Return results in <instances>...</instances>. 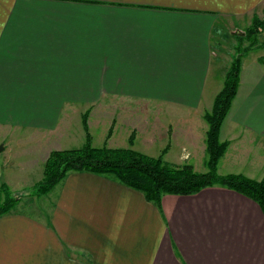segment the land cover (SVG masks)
<instances>
[{
  "label": "crops",
  "instance_id": "1",
  "mask_svg": "<svg viewBox=\"0 0 264 264\" xmlns=\"http://www.w3.org/2000/svg\"><path fill=\"white\" fill-rule=\"evenodd\" d=\"M254 15L264 19V0H0V154L14 151L12 135H24L18 144L36 146L16 156L33 158L27 175L39 183L51 152L75 149L61 144L73 115L98 99H132L155 103L144 111L159 112L160 128L137 132L132 143L130 135L129 148L151 149L162 137V153L177 147L186 161L201 162L205 114L226 75L213 31ZM247 59L221 129L230 164L253 153L264 163L255 151L264 147V64ZM130 112L138 113L122 114ZM125 119L109 124L108 148L123 145L116 142L122 128L131 134ZM7 170L0 165V176L11 179ZM51 192L49 224L0 216V264H264L262 210L232 190L165 195L158 207L115 180L71 173Z\"/></svg>",
  "mask_w": 264,
  "mask_h": 264
},
{
  "label": "trees",
  "instance_id": "2",
  "mask_svg": "<svg viewBox=\"0 0 264 264\" xmlns=\"http://www.w3.org/2000/svg\"><path fill=\"white\" fill-rule=\"evenodd\" d=\"M255 24L254 29L246 35L249 40L259 35L260 29L264 28V20ZM260 48L264 50V44ZM243 58L238 56L234 60L226 72L223 89L216 96L212 110L205 114L208 124L206 173H197L192 165H169L163 160L165 150L155 158L131 148L94 147L88 126L89 112H86L82 116L85 144L81 148L53 151L44 164L42 180L33 188V196L48 195L71 173H90L139 191L148 202L158 207H161L165 195L192 196L206 188L219 186L251 199L259 205L264 215V180H253L242 174L221 175L218 172L220 161L230 145L221 140V129L238 92ZM259 61L264 64V56ZM111 133L112 129L109 135ZM130 141L132 143L133 139L130 138ZM0 192L4 197V201L0 202V216H4L14 210L19 199L12 197L4 183L0 186Z\"/></svg>",
  "mask_w": 264,
  "mask_h": 264
},
{
  "label": "rangeland",
  "instance_id": "3",
  "mask_svg": "<svg viewBox=\"0 0 264 264\" xmlns=\"http://www.w3.org/2000/svg\"><path fill=\"white\" fill-rule=\"evenodd\" d=\"M262 20L259 16L254 15L252 18L249 17L244 22L235 24L234 27H229V23L227 21H222L220 25H216V29L213 31L212 37L214 38V57H218L217 59H221V70L219 69V72L226 73L230 66H232L235 59L240 56L248 57V62L254 61L255 58L261 59L264 56V50H262L260 47L264 44V28L261 30L259 35L257 37L248 39L247 34L249 30L254 29L256 26L255 22ZM238 30V31H237ZM240 32L244 33L243 35L236 36V34H232V32ZM252 36V35H251ZM244 58L242 59L243 63ZM226 76V75H225ZM225 76H221L220 78H224ZM223 82V80H222ZM223 86V85H222ZM220 88V87H219ZM223 89V88H222ZM264 101L261 102V106L264 107ZM103 105H105V109H103ZM152 105H155V103L151 104L146 101L142 100H132V99H98L94 105L89 106L88 110L86 111V108L83 109V114L86 112H89L88 114V121L90 120V132L93 136L92 145L96 148L103 147L105 145V138L108 133L109 124H112V120L117 122L116 124L120 125L119 123H123V119L126 118L124 121L130 128L131 134L125 131V128H122L119 130L117 134V143H120L123 145H112L116 148H129L128 144V138L131 135L130 138H134L136 136V133L139 132L140 134H149L150 130H153V128H156L159 130L160 125L156 122V119L158 117L157 115L148 113L147 111H144L146 107H150ZM121 111V112H119ZM123 111H137L138 113H132L130 112L126 117L122 114ZM152 112H156V109H151ZM209 111V110H208ZM81 112V111H80ZM118 112V113H115ZM115 113V114H114ZM82 114H77L72 116V125L73 128L69 131L68 136L65 137L62 141V146H64V149L69 148H81L85 144V133L82 127ZM152 117V119H151ZM112 118V119H111ZM116 119V120H114ZM110 122V123H109ZM115 124V123H113ZM153 127V128H152ZM150 128V129H149ZM111 129V128H110ZM22 131V130H20ZM114 131V128L112 127V132ZM166 130L158 131V134L164 135ZM27 136V135H26ZM123 136V137H122ZM24 135H20L19 133H15L10 137V141L12 142V146L10 147V150L13 149V152H2L0 154V165L8 168L9 170L12 169V166L18 165L23 166L16 172L7 170V174L11 175V179H6L7 175L5 177L0 176V186L4 183L6 184L10 194L12 197H15L19 199L18 204L15 206L14 210L12 211L17 213H23L26 215H30L34 217L39 222H45L46 224H49L50 219V213L53 212L54 208V201H55V193L51 192L50 194L42 197H36L33 196V188L38 182V177H35L34 175H27L29 174L30 170L26 164L31 161L20 159L18 156H16L18 153L22 154L24 151L31 152V149L33 146L36 145H30V146H21V144L17 142L18 139H22ZM32 137H35L32 135ZM165 137V136H164ZM166 147V142L162 140V137H158L155 145L150 149L148 147H143L142 145L137 146L136 148H132L133 150H137L146 153V155L150 157L158 158L162 154V150ZM112 148V149H116ZM230 148V145L228 147V150L226 154L228 153ZM166 149V148H165ZM23 150V151H22ZM255 151L257 153L264 154V147H255ZM52 153V152H51ZM50 153V154H51ZM225 154V155H226ZM224 155V156H225ZM50 156V155H49ZM164 161L168 163L171 166H179L183 167L186 166V164L193 165L196 168L197 173H204L208 169L206 166H204V162H206L207 155L202 158L201 162L196 161H186V155L181 153V150L178 148H172V150H168L167 153L163 155ZM49 158V157H48ZM240 158L236 160L233 163H229L227 160L224 161L223 159L220 161V164L218 168L220 169L221 174L228 175V174H235V173H249V176H253L256 179L262 178L264 180V163L261 159L256 157L255 153L250 157V159L246 158ZM25 168V169H24ZM200 172H198V171ZM26 173V174H25ZM44 173V170H43ZM6 174V173H5ZM261 180V181H262ZM9 181L12 183L10 184ZM4 201V197L2 196V193L0 192V202Z\"/></svg>",
  "mask_w": 264,
  "mask_h": 264
},
{
  "label": "water",
  "instance_id": "4",
  "mask_svg": "<svg viewBox=\"0 0 264 264\" xmlns=\"http://www.w3.org/2000/svg\"><path fill=\"white\" fill-rule=\"evenodd\" d=\"M242 34V33H241ZM237 35H240V32H237ZM4 149L2 145H0V152Z\"/></svg>",
  "mask_w": 264,
  "mask_h": 264
}]
</instances>
